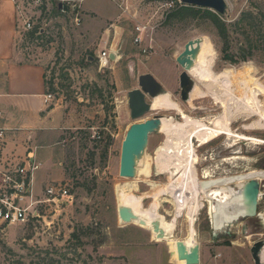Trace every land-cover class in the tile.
<instances>
[{"label":"rangeland","instance_id":"1","mask_svg":"<svg viewBox=\"0 0 264 264\" xmlns=\"http://www.w3.org/2000/svg\"><path fill=\"white\" fill-rule=\"evenodd\" d=\"M169 1L173 0H53L51 12H44L37 25L44 29L43 35L19 33L17 47L24 59L44 65L46 93H52L55 99L42 112L55 109V121L40 122L41 128L32 137L24 129L6 130L0 159L23 161L33 152L30 157L41 162L35 173L34 187L42 189L38 198H45L50 186L66 188L73 197L43 201L39 216L3 225L0 264H182L172 258L167 239H156L151 230L123 222L119 216V185L135 184L134 193L142 195L154 192L150 181L162 185L176 181L168 172H154L151 178L144 174L133 178L120 175L122 143L131 124L155 116L183 121L178 110L160 109L139 120L132 119L128 93L139 87L140 75L151 73L192 118L222 115L224 107L209 92L189 101L181 96L184 68L177 57L189 40L199 37L208 38L215 48L214 74L249 67L264 87V0H226L228 8L222 16L207 8L194 15H177L185 5L174 0L177 5L167 9ZM58 4L63 7L58 9ZM244 13L247 19L237 23ZM149 20L150 32L144 33L142 46L136 45L137 23L147 24ZM149 44L152 47L145 53L142 49ZM110 48L119 57L102 67L99 55ZM225 53L249 58L233 63ZM214 81L208 83L217 91L219 85ZM199 86L207 91L204 83ZM258 97L264 107V93ZM152 100L148 97L149 102ZM2 112L0 127L4 115L8 121L11 117L9 112ZM256 119L246 113L237 115L232 128L264 140V129L244 127ZM166 141L163 132L150 135L145 152L148 160L155 161L158 148ZM195 148L201 180L208 179L205 171L213 179H229L253 169L264 170V144L260 140H234L221 134L205 144L195 142ZM258 178L262 183L258 214L225 225L216 231L217 236L214 201L204 200L195 223L199 264H255L251 248L264 239V177ZM162 198L159 211L171 221L175 206L170 196ZM153 200L147 197L145 206ZM186 216L179 218L173 230L177 240L190 236Z\"/></svg>","mask_w":264,"mask_h":264},{"label":"bare ground","instance_id":"2","mask_svg":"<svg viewBox=\"0 0 264 264\" xmlns=\"http://www.w3.org/2000/svg\"><path fill=\"white\" fill-rule=\"evenodd\" d=\"M200 47L198 58L195 60L192 69L189 70V74L196 81L190 100L195 97H205L209 92L222 104L224 113L215 119L204 117L194 119L181 109L169 95V91L153 98V109L178 110L183 121H176L173 117H162L161 132L166 135L167 141L158 148L155 161L148 160L147 154L139 160L137 174L138 176L144 174L147 178H151L154 172L156 174L168 172L170 177L176 181L162 185L149 180L154 192L142 195L134 193L137 190L135 184L126 183L118 186L119 206L131 207L138 217L132 222L151 230L156 239H167L172 258L182 264L186 261L180 259L179 244L184 243L188 251H191L197 244L195 223L197 216L204 208V200L211 198L214 201V225L230 224L233 219L248 211V199L245 194L246 183L252 178L260 180L259 176L264 177V170L253 169L246 174L232 176L229 179H213L212 174L206 171L204 177L208 179L201 180L198 178L195 164L199 157L195 142L205 144L221 134H226L228 139L260 140L264 144L263 139L238 133L232 128V121L235 117L246 113L248 118L256 116L257 119L254 123L244 126L245 128L264 129V107L258 97L264 93V87L254 77L253 71L249 67L243 71L236 72L232 69H226L218 75L214 74L211 70L216 57L213 44L208 38L201 37ZM212 80H215L214 82L219 85L217 91H213L212 83H208ZM199 83H204L207 91L202 90ZM243 96L246 97V102H244ZM164 195L170 196L171 200H168L175 206L171 221H168L159 211ZM150 196L154 200L149 207H146L145 199ZM186 214L190 236L185 240H177L173 230L177 227L179 218ZM141 219L146 221L145 225L140 223ZM156 221L165 231L163 238H158V233H155L153 229ZM262 255L264 260V251Z\"/></svg>","mask_w":264,"mask_h":264},{"label":"water","instance_id":"3","mask_svg":"<svg viewBox=\"0 0 264 264\" xmlns=\"http://www.w3.org/2000/svg\"><path fill=\"white\" fill-rule=\"evenodd\" d=\"M184 5L195 6L200 8H207L219 15H224L227 11L228 4L226 0H181ZM62 4H60V7ZM201 37L189 40L184 50L178 55L177 62L184 68L180 75L181 96L184 101H189L191 92L193 91L196 81L189 74V70L195 64V60L200 53ZM111 60L116 59L115 53H111ZM167 90L151 73L142 74L139 76V87L135 88L128 93L129 107L131 117L134 120L143 118L147 113L153 109L152 102L148 101V97L152 99L156 96L166 93ZM162 117L155 116L153 118L144 119L142 121H135L129 127L125 139L122 143L121 151V165L120 175L123 177L133 178L137 175V164L139 160L145 155L149 138L151 134L161 132ZM262 183L260 180L252 178L245 185V194L248 199V211L245 214L239 215L238 218L233 219L230 224H222L217 226L213 224L215 229L214 236H217L218 230L224 228L225 225H231L240 217H253L258 214V205L261 194ZM119 216L122 221L130 223L138 219L137 215L133 212L131 207L122 205L119 206ZM140 223L145 225L146 221L141 219ZM158 238L165 237V231L160 223L156 221L153 227ZM227 231H229L227 229ZM180 259L185 260L187 264L200 263V247L199 243L188 251L184 243L179 244ZM264 239L258 240L251 248L252 257L255 264H264L263 260ZM172 254V252H171Z\"/></svg>","mask_w":264,"mask_h":264},{"label":"built area","instance_id":"4","mask_svg":"<svg viewBox=\"0 0 264 264\" xmlns=\"http://www.w3.org/2000/svg\"><path fill=\"white\" fill-rule=\"evenodd\" d=\"M15 6L17 13V28L18 32H32L38 30L36 35L44 33V29L37 25L41 22L42 15L51 12L53 7V0H10ZM61 1V0H59ZM180 5H184L179 0ZM176 1H169L165 4L167 9L176 6ZM58 4V9H61ZM152 20V19H151ZM147 24L138 22L135 30L134 43L136 45H143L145 40L144 33H149L150 22ZM154 28V27H153ZM152 45L149 44L142 50L147 53ZM113 49H106L99 55V61L102 67L109 65L111 58L110 55ZM116 58L119 57L114 51ZM55 99L52 93L45 94V102H51ZM3 112L0 110V118ZM6 141V129L0 127V148ZM31 155V154H30ZM27 157L21 161L16 158L0 159V228L3 225H12L14 223H24L28 220L29 216H39V204L43 201L57 200L58 198H72V194L68 189L61 186H50L46 189L45 198L39 199L34 194L33 181L36 171L41 167L39 162L34 156Z\"/></svg>","mask_w":264,"mask_h":264},{"label":"crops","instance_id":"5","mask_svg":"<svg viewBox=\"0 0 264 264\" xmlns=\"http://www.w3.org/2000/svg\"><path fill=\"white\" fill-rule=\"evenodd\" d=\"M18 38L15 6L10 0H0V108L11 115L10 121L4 115L2 123L6 130L24 129L33 136L37 128H41L40 122L49 120L50 124L55 121V115H52L55 109L42 112L48 108L45 68L40 62L24 59L17 47ZM36 182L35 175L33 190L39 196L42 189H35Z\"/></svg>","mask_w":264,"mask_h":264},{"label":"trees","instance_id":"6","mask_svg":"<svg viewBox=\"0 0 264 264\" xmlns=\"http://www.w3.org/2000/svg\"><path fill=\"white\" fill-rule=\"evenodd\" d=\"M194 8H196V7L195 6H186L185 5V8L180 9L177 12V15H181V16H185V15H188V14L189 15H194V14L198 13V10H207V9H203V8H200V7L197 10H195ZM246 17H247V13H244L242 15V18L237 23L244 22L247 19ZM37 32H38V30H34L31 33H29V35H31L32 37H35ZM41 35H43V34L41 33L39 36H41ZM225 54H226L225 58L227 60L233 62V63L239 62V61H243V60L245 61V60H247L249 58L247 55H243L241 57H236V56L230 55L228 53H225Z\"/></svg>","mask_w":264,"mask_h":264}]
</instances>
